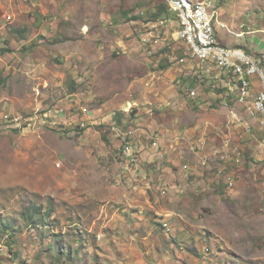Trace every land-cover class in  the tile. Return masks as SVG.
Masks as SVG:
<instances>
[{"label":"rangeland","instance_id":"374dc122","mask_svg":"<svg viewBox=\"0 0 264 264\" xmlns=\"http://www.w3.org/2000/svg\"><path fill=\"white\" fill-rule=\"evenodd\" d=\"M43 1L34 2L31 11L27 9L29 0L16 2L13 21L36 18L38 4ZM223 1L217 0L216 5L220 7ZM238 1L258 4L257 0ZM72 4L80 9L93 8L88 12L91 16L97 8L106 12L105 20L104 15H81L79 19L96 29L81 30L85 33L79 38L86 39L89 48L107 43L113 32L111 22L139 23L131 24L123 50L111 52L105 47L98 61L45 57V62L43 55L36 54L29 60L27 55H16L1 62L0 66L7 69L0 71V264H122L119 247L126 245L129 249L132 244L134 248L144 240L143 227L137 222L132 221L130 236L117 231L111 235L115 231L107 225L117 206L100 201L98 183L113 185V167L120 166L122 171L120 152L129 139L122 133L126 129L123 123L119 132L101 119L108 114H127L129 125L136 112L125 108L139 96L145 73L148 69L162 70L168 62L163 57L156 66L151 64L155 60L147 65L149 60L139 43L143 23L153 20L162 0H73ZM12 9L11 4L7 15L13 17ZM160 17L174 22L165 35L172 39L176 18L167 10ZM2 22L9 31L15 26L5 16ZM168 41L176 58L186 57V49L178 40ZM232 42L242 41L228 35L227 43ZM31 44L19 54L37 47ZM258 45L254 49H261ZM164 52L156 53L155 59ZM29 62L35 66H28ZM194 64L188 59L177 67L182 68L181 73L190 72L187 75L193 79L197 78ZM196 78L195 84L200 85L196 112L213 114L208 119L212 123L207 124L220 126L223 133H207L201 143L200 134L194 136V151L208 157L193 166L195 173L187 172L186 189L181 187L184 192L175 193L173 213L164 219L167 224L152 223L160 233V247L168 249L174 244L173 252L183 248L191 262L202 259L208 264H264V129L234 101L225 106L211 100L206 79L201 82ZM117 101L122 104L118 106ZM107 106L111 107L104 108ZM232 111L251 126L250 132L245 133L236 118L230 117ZM185 118L190 125L192 117ZM111 132L120 140V147L110 151ZM224 152L231 157L237 154L240 162L224 163L220 160ZM123 175L121 172L118 177L120 183ZM206 248L209 252L205 256ZM135 252L132 249V254Z\"/></svg>","mask_w":264,"mask_h":264},{"label":"crops","instance_id":"0c3cea01","mask_svg":"<svg viewBox=\"0 0 264 264\" xmlns=\"http://www.w3.org/2000/svg\"><path fill=\"white\" fill-rule=\"evenodd\" d=\"M37 1L29 0L27 9H30V11L34 9V2ZM16 2L20 4V0H0V64L10 56L25 57L27 55L29 60V58H34L36 54L43 55L45 62V57L48 60L61 57L62 60L66 61H98L103 53L102 49L105 47L111 52L113 50L116 51L118 48L123 50L126 43L124 38L131 31V24L139 23V21L125 24L111 22L113 32L112 36H108L107 43H101L100 48L96 44L89 48L86 39L79 38L81 34L85 33L81 32V30L82 28L84 30L89 28L96 31V29H93L94 25L90 26L80 23L79 19L81 15H83V18H100L99 15H104L102 19L105 20V11H99V8H97L91 16L88 12L92 13L93 8L88 6H84L83 9L77 8L72 4L73 0H44L38 4L40 10L36 13L37 20L33 17L29 21L21 22L19 19L16 20V18L13 21L15 13H17L16 10H18ZM257 2V5L255 1L248 5L247 1L239 2L235 0L234 2L232 0H224L223 5L220 7L216 5L219 21L225 25V28L216 26L215 34L221 45L242 50L249 56L257 58L263 69L264 1L257 0ZM11 4L13 5V17L7 15ZM23 7L24 5L19 7V9ZM4 16L7 20H10L11 24L14 23L15 25L12 26L13 28L10 31L6 24L2 22ZM25 25L32 30V33L27 31ZM38 35H42L43 38L38 39ZM228 35H232L242 42L240 44L234 42L228 44ZM247 39H249V43ZM32 42L37 47L30 48L26 54L22 53L23 55H20L19 53L24 49L23 47L32 45ZM41 44L43 46H40ZM258 44L261 45V49H254L255 46H259ZM85 49H87V52ZM140 49L144 51L146 56L145 50L141 45ZM146 57L144 60L146 62L147 59L149 60L148 65L151 63V59L148 57L146 59ZM34 63L37 64L38 62L35 61ZM151 64L156 66L157 63ZM30 65L31 67L35 66L29 62L28 66ZM31 67H28L27 70ZM181 67L172 68L166 62L162 70L148 69L144 75L141 89L138 87L139 92L137 93L139 96L134 100L137 105V108L134 109L136 118L133 121H129V125L127 114H118L117 116L108 114L101 119L103 123L106 121L113 130L116 131L118 129L119 132H122L119 129L120 124L122 125L123 123L127 130H123L125 132L122 133L126 135L138 151L135 171L128 175L124 174L121 183L119 181V176L122 172L120 166L113 167V185L106 182L98 183L100 191L97 195L100 201L111 202L117 206L112 220H109L107 224L109 227H113L115 231L111 235H115L117 231V233H127L130 236L132 221L142 225V231L145 233L143 234L144 240L139 246L136 243L134 248L132 244L129 245V249L126 245L119 247V252L123 255L119 256L124 261L122 264H155L157 262L166 264H208L202 259H196L195 262H191V259L184 254L183 248L173 252L174 244H170L168 249L163 247V245L160 247V233L157 227L152 225L156 221H162L167 224L165 216L173 213L171 201L176 200L174 198L175 193L180 194L186 189L187 172L195 173L196 171L192 170L193 166L197 163L206 162L205 157H208L206 154L200 156L199 152L196 153L194 151L196 143L194 136L200 134L198 141L201 143L207 133L214 131L219 136L223 133L220 126H209L207 124L210 122L208 120L210 119L209 116L213 114L208 116L197 114L198 110L195 106L198 99L195 102L188 100L186 92L171 83L172 80L181 75L183 78H188L184 81L187 86L196 88L199 92L200 85L195 84L194 76H192L193 79H189L191 73H181ZM186 68L191 69L190 66ZM2 69L7 68L0 66V71ZM188 73L189 75H187ZM183 78L181 79L183 80ZM225 81V76L219 74L218 71L216 73V70L213 79H206V83L211 90L209 91L211 100L221 101L225 106L228 105V102L234 101L235 106H242L236 100L235 91L230 90ZM145 82H150L151 87H145ZM250 83L252 99L260 90V82L257 77H252L250 78ZM216 87H221L222 89L215 90ZM213 88L214 90H212ZM115 104L119 106L122 103L117 101ZM109 107L111 106L104 108L109 109ZM157 109L160 110L159 114L155 113ZM166 110H169V112L166 113ZM234 114L236 116L235 112ZM186 116L192 117L190 125L186 121ZM240 118L242 119V117ZM109 136L111 142L110 151L118 149L120 140L114 136L113 132L109 133ZM191 139L193 140L191 141ZM105 173L108 175V172L105 171ZM118 209L122 211L118 212ZM100 232L103 231L100 230ZM131 248L134 251L136 250L134 254H132Z\"/></svg>","mask_w":264,"mask_h":264},{"label":"built area","instance_id":"2783aa9c","mask_svg":"<svg viewBox=\"0 0 264 264\" xmlns=\"http://www.w3.org/2000/svg\"><path fill=\"white\" fill-rule=\"evenodd\" d=\"M167 7V12L176 18L177 29L172 34V39H176L186 49V57L176 58L170 41L165 37L167 29L172 22L167 17H159L149 20L144 24L141 34L139 35V43L145 50L146 56L158 63L161 58H166L168 64L172 68L183 66L188 59L195 64L194 75L202 82L205 79H213L217 71L225 76V84L230 90L235 91L237 102L245 108L248 117L256 122L260 128L264 129V73L259 62L245 54L242 50L227 48L221 45L215 34V27L225 28V25L219 21V13L216 7V0H162ZM164 50L159 54V59H155V54ZM257 77L260 82V90L258 94L251 99V83L250 78ZM182 76H177L172 80L174 86L180 87L186 92L187 99L195 102L199 97L196 88L187 86L182 82ZM196 78V77H194ZM196 78V79H197ZM145 87H151L150 82L144 83ZM137 108L136 103L128 102L126 111ZM230 117H235L234 112L230 113ZM237 123L241 126L245 133L251 131V126L246 122H241L236 118ZM83 127L84 124H81ZM229 156L224 152L220 156V160L229 162L233 160L239 163L237 154ZM120 157L122 160V173L131 174L137 167L138 151L131 142H125L121 148ZM231 187L233 182L228 183ZM209 249H204L203 253H208ZM155 264H166L157 262Z\"/></svg>","mask_w":264,"mask_h":264},{"label":"trees","instance_id":"16d2710c","mask_svg":"<svg viewBox=\"0 0 264 264\" xmlns=\"http://www.w3.org/2000/svg\"><path fill=\"white\" fill-rule=\"evenodd\" d=\"M164 10H167V7L164 3H162L158 8H157V11L156 13L154 14V17L152 18L153 20L156 19V18H159L160 16H162V12ZM169 65V64H168ZM165 67V66H164Z\"/></svg>","mask_w":264,"mask_h":264}]
</instances>
